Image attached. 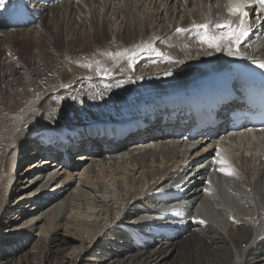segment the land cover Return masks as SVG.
I'll use <instances>...</instances> for the list:
<instances>
[{
	"label": "bare ground",
	"instance_id": "obj_1",
	"mask_svg": "<svg viewBox=\"0 0 264 264\" xmlns=\"http://www.w3.org/2000/svg\"><path fill=\"white\" fill-rule=\"evenodd\" d=\"M141 1L145 5L138 29L135 9ZM172 1L79 0L94 14L82 20L90 28V39L78 33L69 40V22L58 21L55 11L60 8L65 16L78 3L62 0L52 6V16L47 14L52 17V24L44 27L49 47L35 44L37 36L25 28L0 21V216L9 209L10 197L19 198L16 217L7 220L0 233V264H30L35 258L31 251L41 242V257L46 252L58 264H264V131L207 133L180 142L172 131L178 123L166 125L161 118H150L184 90L215 83L234 60L264 56V47L252 43L246 49L240 41V55L233 56L227 49L203 45L193 24L209 20V31L217 32L222 29L215 23L236 20L223 9L225 0H185L190 17L183 2ZM97 2L110 9L112 17L128 15V25L114 31L116 19L110 16L107 22L97 15ZM181 28L185 31H177ZM138 49L149 55L142 63L147 67H137L138 75L112 85L96 79L83 95L74 91L81 76L93 75L98 67L110 70L124 54ZM108 52L122 55L109 57ZM67 84L73 86L72 94L60 89ZM78 102L86 106L85 113L80 114L82 106H76L79 112L65 108ZM167 111L161 108L154 117ZM135 119L150 125L121 141L98 131L125 128ZM212 147L211 158H226L234 175L218 173L216 162L208 174L196 171L197 159ZM75 152H81L76 159L83 163L72 160ZM182 181L190 186L181 196L175 194L170 206L195 212L194 225L182 220L167 225L163 201ZM224 183L234 195L224 194ZM79 200L85 201L84 207L77 205ZM67 241L80 249L78 254L70 251L71 244L63 248ZM91 246L98 251L81 258V249Z\"/></svg>",
	"mask_w": 264,
	"mask_h": 264
},
{
	"label": "rangeland",
	"instance_id": "obj_2",
	"mask_svg": "<svg viewBox=\"0 0 264 264\" xmlns=\"http://www.w3.org/2000/svg\"><path fill=\"white\" fill-rule=\"evenodd\" d=\"M72 1H74V2H71V3H74V4H77L78 3V6L77 7H75L74 9H70L69 11H68V14L67 15H63L64 13H62L61 12V9L59 8V9H57L55 12H58L59 11V14H57V16H56V18L58 19V21H62V20H64V18H66L65 19V21L68 23L69 22V34H68V36H67V38L66 39H69V40H71L72 38H74L75 36H77L78 35V33L79 34H84V35H86L85 37H87V38H89V36H88V34H89V32H90V28H88V26L87 25H85V24H82L83 23V21L82 20H84V19H86V18H92L93 17V15L94 14H92L91 12H89L88 11V9H87V7L86 8H84V4L85 3H80L79 2V0H72ZM175 1H177V0H173L172 1V3L173 2H175ZM179 2H183L184 3V5H186V7H187V15H189V17L191 16V13H190V8H189V2H186L185 0H182V1H180L179 0ZM60 3V2H59ZM94 5H95V7H94V5H93V9H95L94 11H95V13L98 15V14H101L102 15V17H103V19L105 20V21H107V22H110V16H111V14L113 13L112 11H110V9L108 10L107 8H101V5L99 6V5H97L98 4V2L97 3H93ZM143 5H145V4H143V2L141 1L140 3H139V5L136 7V9H135V24L137 25V27H138V29H140V19H141V17H142V9L144 8V6ZM97 8H99V9H97ZM210 8V7H209ZM148 10H149V8H147ZM53 8L52 7H47V8H45L44 9V13H43V15H42V17L40 18V20L37 22V23H35V24H30V25H27V26H23V27H21V28H25V32H31L32 34H35L36 36H37V39L35 40V44H38V42L37 41H39V42H43L47 47H49V44H50V38L47 36V34H46V32H45V29H44V27L46 26V25H49V24H52V20L50 19V17L53 15ZM47 14H49V15H51L50 17H48L47 16ZM60 14H62V15H60ZM44 16V17H43ZM52 18V17H51ZM68 18H69V20H68ZM118 17H112L111 16V20H115V22H112V27H113V29H114V31H119V29H120V27L123 25V26H125V25H128V23L130 22V19L128 18V15L125 17V19L123 18H118ZM74 19H75V23L73 22L74 21ZM77 19V20H76ZM81 21V22H80ZM47 23V24H46ZM168 23H169V20H168ZM167 23V24H168ZM13 29H15V28H13ZM16 29H20V28H16ZM42 34V35H41ZM165 35V34H164ZM139 37H141V35L139 36ZM90 39V38H89ZM89 39H87V40H85V44L87 45V46H90L91 45V41L89 40ZM162 39L163 38H161V40H160V42H162ZM1 46V45H0ZM2 47H5V46H3L2 45ZM140 50L138 49L137 51H128L126 54H124L123 56H122V59H120V60H118V61H116L115 63L116 64H113L112 63V61L113 60H110L108 63H112L113 65L110 67V68H112V69H115V67L116 66H120V64L122 65L120 68H119V70H118V72H113V70L112 69H110V70H107L108 72H107V74H104L103 72H98L97 71V69H95L93 72H91V73H93V75H85V76H81L80 78H81V81H79L80 83H79V85L78 86H80L79 88H78V86L77 87H74L75 88V90L74 91H81V94L83 95V93H84V90L86 89V88H90V86H88V85H90L91 83H92V81H95L96 82V79H97V81L98 82H96V83H101V84H105V83H109V84H111V83H115L116 81H121V80H123L125 77H128V76H135V75H138V73H136L137 72V67H142V66H144V67H147L146 65H144V64H142V63H145V61H146V58L149 56V55H144V52L143 51H140ZM142 55H144V56H142ZM64 57L67 59L68 58V53H67V46H66V53L64 54ZM85 57V56H84ZM127 59V60H126ZM130 60V62L132 63L130 66H128V65H125L124 63L126 62V61H129ZM135 62H136V64H135ZM159 65L160 64H153V66L154 67H159ZM79 67H84V65H82V64H80L79 65ZM88 69L90 68V67H87ZM101 68V67H100ZM90 70V69H89ZM89 72V71H88ZM113 72V73H112ZM121 73H123V74H126L125 76H120V75H116V74H121ZM95 75H96V77H95ZM113 75V76H112ZM116 75V76H115ZM90 77V78H89ZM95 77V78H94ZM150 77V76H149ZM85 78V79H84ZM88 78V79H87ZM120 78V79H119ZM151 78V77H150ZM87 79V80H86ZM116 79V80H115ZM84 80V81H83ZM85 81H86V83H85ZM90 81V82H89ZM83 82H84V86H83ZM89 82V83H88ZM69 85V86H68ZM86 85V86H85ZM112 85V84H111ZM67 86V87H66ZM88 86V87H87ZM66 87V88H65ZM72 87V89H73V86H71V84H67V85H64V86H62V88H60V89H66V91H68L70 88ZM83 87V88H82ZM67 88H68V90H67ZM76 88H78V89H76ZM81 88V89H80ZM65 91V90H64ZM70 91V92H69ZM68 91V93H71L72 94V90H69ZM85 91H87V89L85 90ZM74 93L73 94V98L77 101L78 99L77 98H79L78 96H77V94L79 93ZM80 94V95H81ZM96 95H95V93L94 94H92V96L91 97H94V99L92 100V101H96V97H95ZM82 97H84V96H82ZM99 99V98H98ZM97 99V100H98ZM90 101V100H89ZM60 105H63L64 106V103H60ZM76 106H82L83 107V109L82 110H80V114H82L81 112H84L85 113V111H86V106L83 104V103H81V102H78V104L77 103H68V104H66V106H65V108H74V107H76ZM75 110H77L78 112H79V110H78V108L76 107V109ZM34 123H36V122H34ZM147 143V142H146ZM149 143V142H148ZM130 144H132V142L131 143H129L128 145H127V148L129 147H131V145ZM190 145V144H189ZM81 152H75L73 155H72V160L76 163V162H80V163H83V162H81L80 160H77L76 159V157H77V155L78 154H80ZM37 158H35V159H32L31 160V163L32 162H34L35 160H36ZM46 160H48V159H46ZM264 160V158H262V160L261 161H263ZM80 163H76V164H80ZM28 164V163H27ZM27 166L25 165V167L23 166V172H25L26 173V171H27ZM5 175V172H4V170H3V172H2V176H4ZM16 175V174H15ZM26 179H24L23 181H25ZM26 182V181H25ZM223 187H224V191L226 192V193H224V194H226V196H232V195H234L235 194V192L232 190V188H231V186H228V185H226L225 183H224V185H223ZM1 181H0V192H1ZM19 200V198H17V196H12V197H10L9 198V200H8V203H7V205H9V209L4 213V214H2L1 216H0V233H2V231L6 228L5 226L6 225H8V224H6V221L8 220H12V219H14L15 217H16V215H17V213L15 212V202H17ZM75 202H77V205H79V206H81V207H84V203H85V201H83V200H79V201H75ZM113 202V201H112ZM232 203V202H231ZM13 204V205H12ZM74 204V203H73ZM11 205V206H10ZM53 206V205H52ZM68 215V214H67ZM3 222V223H2ZM107 223H109V222H107ZM103 224H105L104 223V221H103ZM2 236V234H0V237ZM36 239V238H35ZM68 241H70V240H68ZM68 241L64 244V246H63V248L64 249H67L68 247H69V245L71 244V250L70 251H73V253H74V255L75 254H78V252H79V250L80 249H78L77 247H76V245H75V247L73 246L74 245V243L71 241L70 242V244L68 243ZM41 247H44V243L43 242H41L40 243V245L38 246V247H34L35 249H33L32 251H31V253L33 252V254H35V258L32 260V262L30 261V264H58V260H56L55 262H53V259H51V257H49V255L45 252L43 255H42V257H41V250H40V248ZM95 247H89V248H83V249H81L82 251H81V253H79V255L81 254V258H84V257H87V256H89V255H87V253H92V251L94 252V251H98V250H96V249H94ZM89 250H91V252L89 251ZM25 252V250H23L22 252H21V255L23 254ZM32 254H30V256H31ZM49 258L51 259V260H49ZM98 263V262H97ZM60 264V263H59Z\"/></svg>",
	"mask_w": 264,
	"mask_h": 264
},
{
	"label": "snow or ice",
	"instance_id": "obj_3",
	"mask_svg": "<svg viewBox=\"0 0 264 264\" xmlns=\"http://www.w3.org/2000/svg\"><path fill=\"white\" fill-rule=\"evenodd\" d=\"M251 2L252 0H228V4L226 5L228 14L230 17H235L236 20H223L215 23V28L218 30L222 29L221 31L210 32L208 23L193 24L192 29L199 33V42L210 48H214L216 51L227 49L230 55H240L239 44L241 38L247 35L250 27V25L246 23V19L249 15L246 9ZM257 2L260 4L261 8L264 9V0H257ZM4 4L5 0H0V6H3ZM177 31H185V29L181 28L177 29ZM124 51L125 53L127 52V50ZM106 55L109 57H119L122 53L108 52ZM96 63L99 64L98 61ZM180 63H183V61H180ZM86 66L92 67L91 64ZM259 66L264 68V61H260ZM97 71L107 74L106 69L100 67L97 68ZM217 156H220L219 152H217ZM215 162L220 165L219 171L221 173L229 176L234 175V170L231 168L230 162L226 158L221 157ZM200 222L204 223V221Z\"/></svg>",
	"mask_w": 264,
	"mask_h": 264
}]
</instances>
